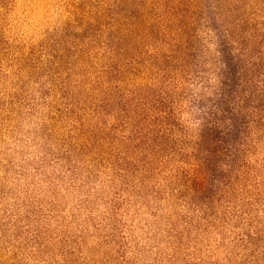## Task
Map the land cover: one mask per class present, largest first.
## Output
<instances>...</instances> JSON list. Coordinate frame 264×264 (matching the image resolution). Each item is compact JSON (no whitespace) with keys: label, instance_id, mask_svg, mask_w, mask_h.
I'll return each instance as SVG.
<instances>
[{"label":"rangeland","instance_id":"obj_1","mask_svg":"<svg viewBox=\"0 0 264 264\" xmlns=\"http://www.w3.org/2000/svg\"><path fill=\"white\" fill-rule=\"evenodd\" d=\"M0 264H264V0H0Z\"/></svg>","mask_w":264,"mask_h":264},{"label":"trees","instance_id":"obj_2","mask_svg":"<svg viewBox=\"0 0 264 264\" xmlns=\"http://www.w3.org/2000/svg\"><path fill=\"white\" fill-rule=\"evenodd\" d=\"M175 34H176L177 37L179 36L178 33H175ZM185 42H186V41L183 42V41L181 40V41H179V43L174 44V45H176V46L179 45L178 47H180V49H183V48H184V45H185ZM176 50H177V49H171V54L168 55V58L172 57V54H173L174 52H176ZM172 52H173V53H172ZM222 92H223V91H222ZM256 121H257L258 125L263 124V120H262V119H257ZM162 123H163V122H162ZM151 130H152V129H150V131H151ZM150 131H148V132L145 134L146 136H143L144 138L142 137V140H144V139L147 138V135L150 133ZM202 136H203L202 139H205V138L207 137V136L205 137V135H202ZM192 164H193V163H192ZM206 170H211V169H210L209 167H207ZM194 171H195V172H196V171H197V172L199 171V170H198V167L195 166V165H190L189 168H187V169L185 170V172H184V176H185L186 178H188V179H187L188 181H190V179H191V178H190V174H191V172H194ZM202 171H204V170L202 169ZM202 171H201V172L199 171L198 175H195V176L193 177V180H194V181L191 182V184H192L193 187L200 188V187L202 186V183H203V182H202L203 180H202V178H201V174H203ZM206 172H207V171H206ZM210 178H211V180L213 181V179H212L211 176H210Z\"/></svg>","mask_w":264,"mask_h":264}]
</instances>
